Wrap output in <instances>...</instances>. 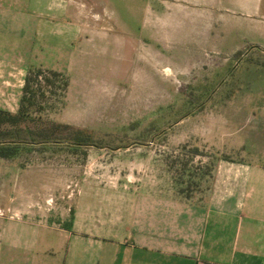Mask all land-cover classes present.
I'll list each match as a JSON object with an SVG mask.
<instances>
[{"label":"rangeland","instance_id":"1","mask_svg":"<svg viewBox=\"0 0 264 264\" xmlns=\"http://www.w3.org/2000/svg\"><path fill=\"white\" fill-rule=\"evenodd\" d=\"M68 2L59 25L74 32L70 29L64 48L57 44L53 53L43 48L38 58L54 63L69 85L62 101L48 93L52 107L43 114L84 128L94 142L75 150L63 138L14 159L0 158V227L100 229L138 194H181L188 187L186 194L202 199L217 160L243 155L212 144V115L218 109L258 113L264 54L248 46L231 57L205 56L197 72H184L180 50L144 32L138 0H58ZM0 13L23 17L25 12ZM194 147L202 154L191 152Z\"/></svg>","mask_w":264,"mask_h":264},{"label":"crops","instance_id":"2","mask_svg":"<svg viewBox=\"0 0 264 264\" xmlns=\"http://www.w3.org/2000/svg\"><path fill=\"white\" fill-rule=\"evenodd\" d=\"M50 1L0 0V10L25 12L0 15L1 109L18 111L29 65L60 71L38 58L43 48H64L74 32L59 25L70 3ZM138 2L144 32L180 50L184 72H197L205 56L231 57L248 46L264 54V0ZM258 104V113L218 109L212 115V144L243 155L217 160L210 189L199 201L179 192L138 194L100 229L6 224L0 227V264H264V99ZM249 121L256 124L247 126Z\"/></svg>","mask_w":264,"mask_h":264},{"label":"trees","instance_id":"3","mask_svg":"<svg viewBox=\"0 0 264 264\" xmlns=\"http://www.w3.org/2000/svg\"><path fill=\"white\" fill-rule=\"evenodd\" d=\"M68 85L69 80L61 71L29 67L18 111L0 108V158L14 159L25 151L63 138H67L69 141L66 144L75 150L94 142L91 134L84 128L53 120L43 114L52 107L47 99L48 93L62 101ZM191 152L202 154L198 147L192 148ZM214 167L215 165L212 172ZM180 191L186 194L189 188H182ZM186 196L191 197L190 194Z\"/></svg>","mask_w":264,"mask_h":264}]
</instances>
